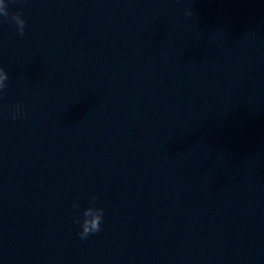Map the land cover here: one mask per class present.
Instances as JSON below:
<instances>
[{"label": "water", "instance_id": "1", "mask_svg": "<svg viewBox=\"0 0 264 264\" xmlns=\"http://www.w3.org/2000/svg\"><path fill=\"white\" fill-rule=\"evenodd\" d=\"M9 11L26 26L0 21L2 264H264V0Z\"/></svg>", "mask_w": 264, "mask_h": 264}, {"label": "clouds", "instance_id": "2", "mask_svg": "<svg viewBox=\"0 0 264 264\" xmlns=\"http://www.w3.org/2000/svg\"><path fill=\"white\" fill-rule=\"evenodd\" d=\"M10 0H0V21L8 20L15 25L16 32L23 34L25 31L26 21L19 11H9ZM184 15L192 17L194 15L191 8H185ZM9 74L3 65H0V96L8 86ZM23 114V105L17 104L10 113L12 119H16ZM95 200L96 196L93 195ZM76 206L75 204L73 205ZM104 209L102 207H92L89 209V214L86 219L80 220V231L78 236L81 239H86L90 234L97 233L101 230V221L103 219ZM2 264V262H0Z\"/></svg>", "mask_w": 264, "mask_h": 264}]
</instances>
